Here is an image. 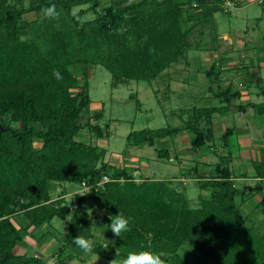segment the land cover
<instances>
[{"label":"trees","instance_id":"1","mask_svg":"<svg viewBox=\"0 0 264 264\" xmlns=\"http://www.w3.org/2000/svg\"><path fill=\"white\" fill-rule=\"evenodd\" d=\"M104 1L36 0L25 10L0 0V264L41 263L39 258L14 254L24 239V229L11 221L16 213L23 211L36 228L72 216L59 249L63 254L65 247L75 245L76 236L87 240L91 235L83 208L86 202L104 213L107 236L115 240L114 245L99 244L93 249V254L107 261L118 260L117 251L127 256L149 252L159 255L164 264H190L181 254L187 243L213 264H264V230L259 233L248 219L241 218L242 204L237 199L245 200L248 191L237 187L229 166L216 165L218 177L199 183L201 188H211L212 194L200 197L191 207L186 193L172 183L145 177L137 182L138 176L129 170L106 162V149L78 140L84 129L100 140L109 139L111 125L83 123L82 114L92 103L89 83L81 85L72 67L102 66L112 74L114 85L151 81L186 58L192 32L181 29L180 0L112 1L101 7ZM192 1L198 4L193 7L204 10L199 22L210 19L221 6ZM258 1L264 6V0ZM52 5L58 17L41 21V9ZM81 6L87 8L75 13ZM32 11L36 18L25 20L24 15ZM88 13L94 18L85 21ZM212 73L214 67L208 75ZM215 95L227 103L238 92L227 89ZM237 108L264 114V102ZM228 110L229 105L195 110L182 129L134 131L128 142L153 145L156 139L186 130L194 135L192 147L200 149L213 139V115ZM7 117L18 127L8 124ZM102 119L103 112L92 121ZM233 133L234 129L226 130L225 145ZM165 153L161 150L159 156ZM254 167L256 177L264 180V149ZM104 176L110 182L98 187ZM52 182L77 184L82 191L83 184L90 188L72 209L64 198L52 201ZM260 206L264 214V197ZM119 213L129 219L130 231L116 237L109 217Z\"/></svg>","mask_w":264,"mask_h":264},{"label":"rangeland","instance_id":"2","mask_svg":"<svg viewBox=\"0 0 264 264\" xmlns=\"http://www.w3.org/2000/svg\"><path fill=\"white\" fill-rule=\"evenodd\" d=\"M124 1L126 4L138 2L140 0H106L101 7L109 6L110 3ZM207 6L221 4L219 11L214 13V16L207 21L199 22V19H189V13H196L194 11L199 10V6L193 7L192 0H180L182 16L180 18L181 29L185 31L188 27L195 26L189 36V47L187 57L181 60L178 64L174 63V66L170 72H164L154 80L142 81V82H121L118 85L113 84L114 78L112 74L102 66H90L88 69L84 65H76L71 68V71L77 75L80 84L83 85L86 82L89 83V96L92 101L91 105L83 112L82 120L86 123L88 120L94 125H100L104 127L107 123H110L111 137L109 139L100 140L89 129H84L78 140L81 142L92 144L107 150L106 161L108 164H113L114 167H122V161L129 158V154H134L129 162V171L133 175L137 170H140V166L137 164L138 159L141 162H145L148 165V169L143 172L145 177L151 179L158 178H174L178 180L181 178V173H185L186 178H189L188 171L180 170L178 174L173 172L171 175L168 170L171 167L180 169L179 164L164 163L160 161L158 153L162 149L168 148L171 153H176L178 148L172 146L164 147V141H178L177 138H165L156 139L155 146H150L148 143L142 144L139 147H135L128 142V135L134 131L142 130H158L166 128H184L185 123L190 119L189 114H182L177 116L175 112L182 109H190L193 106H197L198 102H202V107H219L222 105L220 100L213 98L215 94H209L211 98H205L208 94V88H213V93L218 92L220 84L222 87L232 86L234 91H240L243 88L250 91V96L244 99L243 104L252 102L255 104H261L264 102V66L261 68L259 64L264 60V11L261 6L255 2L254 4L247 3V6H242L239 9H235V6L239 5L234 0H207ZM36 0H7V5H14L18 9H30ZM87 6H81L74 9L75 13H78L80 9H86ZM36 18L35 13L28 12L24 15V19L27 21H33ZM94 18L93 13H88L84 16L85 21L92 20ZM190 29V28H189ZM238 34H242L246 41H249L246 46H235L232 51V58L236 61L242 71L241 74L232 72L230 74L218 73L215 70L213 74L208 75L209 68L204 64V59L210 55L209 46L212 48H218L229 44V39L238 40ZM221 40L218 39L219 36ZM218 36V37H217ZM191 37V38H190ZM233 42H236L234 41ZM251 42V43H250ZM201 46L200 49L197 47ZM241 48V49H239ZM219 51H223L220 48ZM246 55L245 61H242L241 57ZM258 55V56H257ZM225 56V55H223ZM244 60V59H243ZM218 63H220L218 61ZM252 63L253 66L250 65ZM255 69V70H254ZM87 72L85 75L84 73ZM248 72L250 74H248ZM169 75H166V74ZM198 76V85L189 83V78ZM253 83H250V78ZM175 80V81H173ZM137 98H136V97ZM103 112V119L101 121H92L95 116ZM238 114V113H237ZM234 117V119H233ZM217 123H225L226 127H245L247 123L252 121V126L257 128L259 126L264 129V114L259 115L254 110H249L245 118L230 112L228 115H216ZM8 124L12 127H18L17 123L11 120L10 117L6 118ZM233 121V122H232ZM261 123V124H260ZM261 129V128H260ZM261 129V132L263 133ZM186 131V130H183ZM189 135V134H188ZM174 139V140H173ZM36 147H40V143L36 142ZM167 145V144H166ZM213 150L215 152H213ZM229 150V149H228ZM136 152V153H135ZM202 155L208 156L210 163L214 166L216 163H220L218 155L227 153L226 148L222 146L220 138H215L213 142L207 143L200 149ZM226 155V154H225ZM194 158V156H193ZM195 162L198 157H195ZM227 163V160H226ZM110 164V165H111ZM126 163H124L125 165ZM203 166L200 164V169ZM202 170V169H201ZM156 173L154 176L153 174ZM175 179V180H177ZM166 180V179H165ZM55 192L53 196L58 199L61 194H65L62 191L64 187L72 193L71 196L64 198L65 204L75 209L78 205V200L85 194V191L81 192V187L77 184L71 183H51ZM187 196L191 207H195L199 202L200 189L194 181L187 183ZM252 185L253 183H244L239 181L236 185L240 190L244 189L245 185ZM58 185L60 187H58ZM57 186V187H56ZM191 186V187H190ZM67 192V193H68ZM55 193V194H54ZM256 200L248 201V205L252 210L242 212V219H248L249 225L255 227V229L262 233L264 230V214L260 208H257ZM262 199V198H261ZM22 203V199H20ZM87 206V208L85 207ZM84 210L88 214L91 230L94 231L95 237L91 236L88 241L91 242L94 249L95 246L108 239L106 235L109 232V224L105 221L104 213L94 208L91 202H86L83 206ZM91 209V210H89ZM262 209V207H261ZM251 213V214H250ZM72 217V216H70ZM72 219V218H71ZM69 220L57 219L53 224L57 225V231L54 233L55 241L52 244L46 245V250L41 251L43 247L38 246L44 258H41L40 264H73L76 261L77 264H110L109 261L96 256L95 254H85L77 246L74 248H67L62 253H59V249L62 245V237L68 231ZM102 227V229L100 228ZM102 234V235H101ZM104 234V235H103ZM93 239V240H92ZM54 240V239H53ZM52 240V241H53ZM64 249V247H63ZM68 251L71 254H68ZM121 253V252H120ZM35 254V253H34ZM41 254V255H42ZM181 254L188 260L190 264H213V260L203 256L198 251L194 250L190 244H184L181 249ZM35 257H37L35 255ZM127 258V257H125ZM119 264V263H118Z\"/></svg>","mask_w":264,"mask_h":264},{"label":"crops","instance_id":"3","mask_svg":"<svg viewBox=\"0 0 264 264\" xmlns=\"http://www.w3.org/2000/svg\"><path fill=\"white\" fill-rule=\"evenodd\" d=\"M233 2H235V3L238 2V4H239V5L235 6L236 10L241 8L243 5L247 6L248 4H246V2L251 3V4H254L255 2H257L261 6L262 10L264 11V6L258 0H234ZM194 12H196V13H194V14L189 13L191 16H194V19L195 18L200 19L204 15L203 9H199V10L194 11ZM213 16H214V14H213ZM194 27L195 26H191V27H188L187 29H189V28L194 29ZM191 31H192V29H191ZM220 37L221 36L218 37L219 40H221L223 38L222 37L220 39ZM237 37H238V40L229 39V44H225L224 46H221L218 48L213 49L212 46H209L210 47L209 48L210 55L204 59V64L209 68V71L211 70L212 67H214V72L216 70V71H218V73L222 72L223 74L224 73L230 74L232 72H235V73L237 72V74H241L242 71L240 70L238 63L236 61H234L232 58V51L234 49L232 47L235 46V43L241 47L246 46L249 41H246L245 37L242 36V34H238ZM233 40L236 42H233ZM189 44H190V41L188 38V51L190 52L191 47H189ZM197 48L200 49L201 46H199ZM220 48H222L223 51H219ZM239 49H241V48H239ZM200 50L202 51V49H200ZM187 54H186V57H187ZM223 55H225V56H223ZM241 57H243V59H244L243 60L241 58V60L245 61L246 55L244 54ZM218 61L220 63H218ZM245 64L247 65L248 63L245 61ZM250 65L253 66L252 63H250ZM173 66L171 68H168L167 70L163 71L161 74H164V72H170L172 70ZM262 66H264V60L261 61L259 64L260 68ZM248 74H250V73L248 72ZM166 75H169V74L167 73ZM173 81H175V80H173ZM249 81H250V83H253L251 81V78ZM189 83H192L194 85H198V76L196 75V77H194V76L190 77ZM218 87H219L218 92L213 93V88L211 86H209V88L207 89L208 94L205 95V98L210 99L211 95L209 97L208 96L209 94H217L220 91H225L227 89H230L232 94L238 92V95L231 97L229 99V102H227V103H225L221 98H218L216 95L212 96L213 98L220 100V102L222 103V105L219 107H224L227 105L230 106V110L225 111L224 113H216L213 115L212 130H213L214 136L210 142H207L209 144V143L213 142V140H215V138H220V140L222 142V146L224 148H226V152H227V153H222V154L218 155L219 160L221 162L216 163L214 166H212L213 164L210 163L211 161L208 158V156L201 154V152H200L201 148L200 149H194L192 147V140L194 138V135L189 131H183L174 137H170V138H174V139L179 137L180 139H178V141H172V142L171 141H167V142L164 141V144H165L164 147L172 146L175 149V148H178L175 146L179 145L180 147L178 148V151L176 153L175 152L171 153V151H169L168 148H166L165 150L162 149V151L164 150V152H166L164 154L165 157L159 156V153H158V157H159L160 161H163L164 163L168 162V163H172V164H179V166H180L179 170L175 167H171V170H168L170 175L173 172H176L178 174V171L180 172V170H183V171L189 172V174H190L189 178H186L187 176H185V174H186V172H185V173H181L182 176L179 180L177 178H174L175 177L174 175H172V177H173L172 179H169L168 178L169 176H167V178H163V179L162 178H158V179H151L150 178V179L155 180V181H164V182L172 183L173 187L177 188L180 191H184L186 193V195H188L187 194V187H189V185L187 183H189V181L191 180V181H194L196 183L198 190L200 189L199 190L200 191V197L209 198L212 194V189L209 187L208 188H201L199 183L201 181H209L212 178L218 177V175L216 173V165L224 164V166H229L230 170L232 171V179L235 180L236 184L239 181L244 182V183H248V184L250 182L253 183L252 185L246 184L244 186L243 190L248 191V195L245 197V200L241 199L240 197H238V199H237L238 202H240L242 204V210L248 213V211L251 210V208L247 204L248 201H250L252 199L256 200L255 198H259L260 200L255 201V202H256L257 208L258 209L260 208V210L262 212L260 203L264 197V190H263L264 189V180H260L259 178L256 177V171H255L254 164H255V162H258L261 160L262 151L264 149V129H262L261 126L254 128V126H252V124H251L253 121L252 119L249 123H247V125H245V127L235 126V127L231 128V127H226L225 123H217L216 118H215L216 115H219V116L225 115L226 116V115L230 114V112H232V113H235L236 115H240V117H242V118H245L246 115L248 114L249 110H251V109L254 110L253 108H246L245 110L242 111V110H238V108H237L239 106H247L248 104L252 103V102H248L247 104H243V102H242V101H244V99H247L250 96V91L248 89L243 88L240 91H234L232 89L231 85L230 86L227 85V87L225 88V87H222L220 84H218ZM261 94H264V91H262ZM202 102L203 101L198 102L197 106H193L188 110L182 109V110H179L178 112L176 111L175 114L177 116H181L182 114L187 113L190 115V118H191L192 113H194L195 110L198 111L201 109L213 108L210 106L202 107L201 106ZM252 104H255V103H252ZM219 107H215V108H219ZM233 119H234V117H233ZM169 128H171V127H169ZM260 128L262 129L263 133L261 132ZM227 129H234V133L231 136L228 145H225L222 141V137H223V135ZM166 138H169V137H166ZM162 139H165V138H162ZM150 146H152V147L155 146V142L153 145H150ZM135 147H139V146H135ZM213 152H215V151L213 150ZM132 156H134L133 153L129 154L128 159L126 158L122 161V164H123L122 167L129 170L128 168L130 167V165H129L128 161H131ZM193 156H194V158L198 157L196 162H195V159L193 158ZM226 160H227V163H226ZM124 163H126V164L124 165ZM137 164L139 166H140V164H142L140 166V170L142 168L143 170H141V171H143V172H145L148 169V165L145 162H141V160H139V159L137 161ZM200 164L203 166L201 168L202 170L199 168ZM111 165L114 166L113 164H111ZM117 168H120V167L118 166ZM120 169H122V168H120ZM140 170H137V172H135V174H137L136 176H138L137 182H140L142 180V178L145 177L143 172H141ZM129 172H131V170ZM153 175L155 176L156 173H154ZM145 178H148V177H145ZM175 179H177V180H175ZM60 184H65V183H60ZM50 186H51L50 195H51L52 201H55V200H57L53 196V192H55V188H53L52 184ZM58 187H60V186L58 185ZM80 190L82 192V189H80ZM62 191L65 192V194H61L59 198H65L66 199L67 196L72 195V193L70 191L68 192V190L65 187H64V189L62 188ZM250 212L252 213V210ZM57 219L58 218H55L50 223L43 224L41 227L36 228L34 226H30L29 220L27 219V217L25 216V213L23 211L16 213V215L13 216L11 221L18 228L24 229L22 232V236L24 239L15 248L14 254L16 256H19V257L39 258V259L44 258L43 254L40 251H38L40 248H36V247L41 246V247H43L41 249V251H43V250L45 251L47 244L54 243V241L56 240L54 238L55 237L54 233L58 229H57V225L56 224L54 225L53 223ZM89 219H90V217H88V222H89ZM61 220H67V221L69 220V223H68L69 225L72 221L70 216L67 217L66 219H61ZM69 225H68V227H69ZM100 228L102 229L101 226H100ZM94 231L95 230L91 231V235L87 240L91 239V236L95 237ZM66 233L63 235V237L66 235ZM63 237H62V239H63ZM106 237L108 239V242L104 240L103 243H99V244L103 245L104 247L114 245L115 240L109 238L107 235H106ZM74 246L75 245H69V246H67V248L68 247L74 248ZM68 254H71V253L68 251ZM116 254L118 255V258H119L117 260L118 263H119V261L126 259L125 257H127V255L122 254L119 251H117ZM35 255L37 257H35Z\"/></svg>","mask_w":264,"mask_h":264},{"label":"clouds","instance_id":"4","mask_svg":"<svg viewBox=\"0 0 264 264\" xmlns=\"http://www.w3.org/2000/svg\"><path fill=\"white\" fill-rule=\"evenodd\" d=\"M58 15L59 13H57L55 5L41 9V21L44 19H55ZM53 75L57 79H61L58 71H54ZM85 207L87 208V206ZM109 219L111 220V232L116 237H119L122 232L130 231L129 219L125 218L121 213L116 216H110ZM73 243L85 254H91L93 252L91 242L82 236H76L73 239ZM50 264H53V262L50 261ZM73 264H77V262L73 261ZM110 264H118V262L114 259L110 261ZM119 264H164V261L160 259L159 255H153L149 252H140L139 254L133 252L129 253L126 259L119 261Z\"/></svg>","mask_w":264,"mask_h":264},{"label":"built area","instance_id":"5","mask_svg":"<svg viewBox=\"0 0 264 264\" xmlns=\"http://www.w3.org/2000/svg\"><path fill=\"white\" fill-rule=\"evenodd\" d=\"M110 182V178L108 176H104L101 180V182L98 184V187H103L104 184ZM90 187H88L86 184H83V191L89 190Z\"/></svg>","mask_w":264,"mask_h":264},{"label":"water","instance_id":"6","mask_svg":"<svg viewBox=\"0 0 264 264\" xmlns=\"http://www.w3.org/2000/svg\"><path fill=\"white\" fill-rule=\"evenodd\" d=\"M158 2H164V1H166V0H157ZM1 131H3V128L2 127H0V132Z\"/></svg>","mask_w":264,"mask_h":264}]
</instances>
